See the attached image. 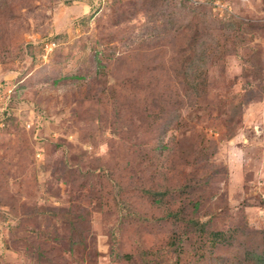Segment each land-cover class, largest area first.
<instances>
[{
    "label": "rangeland",
    "instance_id": "374dc122",
    "mask_svg": "<svg viewBox=\"0 0 264 264\" xmlns=\"http://www.w3.org/2000/svg\"><path fill=\"white\" fill-rule=\"evenodd\" d=\"M224 256L264 264V0H0V264Z\"/></svg>",
    "mask_w": 264,
    "mask_h": 264
},
{
    "label": "trees",
    "instance_id": "16d2710c",
    "mask_svg": "<svg viewBox=\"0 0 264 264\" xmlns=\"http://www.w3.org/2000/svg\"><path fill=\"white\" fill-rule=\"evenodd\" d=\"M193 44H192V46L193 47H195V40H193V42H192ZM197 54H199V53H195L193 56H201V55H197ZM185 65H187L186 67L188 68V69H191L194 65H195V63H193V61H192V57H190V58H188L187 60H186V63L184 62V66ZM258 258H260V256L258 257ZM261 259V258H260ZM223 264H225V263H228V258L226 257V256H224V258H223V261L222 260H220ZM264 260H262V262H263ZM231 263V262H230Z\"/></svg>",
    "mask_w": 264,
    "mask_h": 264
},
{
    "label": "built area",
    "instance_id": "2783aa9c",
    "mask_svg": "<svg viewBox=\"0 0 264 264\" xmlns=\"http://www.w3.org/2000/svg\"><path fill=\"white\" fill-rule=\"evenodd\" d=\"M48 48H50V47H48Z\"/></svg>",
    "mask_w": 264,
    "mask_h": 264
}]
</instances>
